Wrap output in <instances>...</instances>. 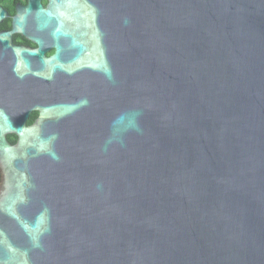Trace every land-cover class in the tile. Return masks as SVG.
I'll use <instances>...</instances> for the list:
<instances>
[{
	"label": "water",
	"instance_id": "95a60500",
	"mask_svg": "<svg viewBox=\"0 0 264 264\" xmlns=\"http://www.w3.org/2000/svg\"><path fill=\"white\" fill-rule=\"evenodd\" d=\"M87 14L111 67L71 125L28 81L38 52L0 36V264H264V0H30L23 17Z\"/></svg>",
	"mask_w": 264,
	"mask_h": 264
},
{
	"label": "flooded vegetation",
	"instance_id": "af4514ba",
	"mask_svg": "<svg viewBox=\"0 0 264 264\" xmlns=\"http://www.w3.org/2000/svg\"><path fill=\"white\" fill-rule=\"evenodd\" d=\"M37 1L44 8H49L50 0ZM29 2L30 0H0V9L4 13L0 19V36L7 37L12 46L38 52V55L29 56L27 77L31 87L41 84L44 88L40 94L46 101L58 99L59 103L68 107L61 115L67 124L80 122L84 120L87 111L91 112L93 85L103 78L94 64L104 61L106 67H111L109 36L104 30L97 29L96 18L90 14L46 17L44 26L40 29L34 17H23ZM85 10L88 11L89 8L86 7ZM60 27L69 35H57L56 29ZM73 41L81 44L82 48L75 47ZM5 51L8 54L5 61L10 62L11 52ZM10 76L9 72L6 80ZM34 92L35 89L31 90L32 94ZM41 116L42 110L34 109L27 124L32 125Z\"/></svg>",
	"mask_w": 264,
	"mask_h": 264
},
{
	"label": "trees",
	"instance_id": "16d2710c",
	"mask_svg": "<svg viewBox=\"0 0 264 264\" xmlns=\"http://www.w3.org/2000/svg\"><path fill=\"white\" fill-rule=\"evenodd\" d=\"M8 139L14 143L17 140V136L15 134H9Z\"/></svg>",
	"mask_w": 264,
	"mask_h": 264
}]
</instances>
